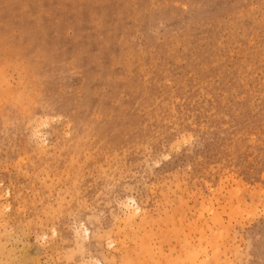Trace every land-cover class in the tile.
<instances>
[{
  "label": "rangeland",
  "instance_id": "374dc122",
  "mask_svg": "<svg viewBox=\"0 0 264 264\" xmlns=\"http://www.w3.org/2000/svg\"><path fill=\"white\" fill-rule=\"evenodd\" d=\"M0 264H264V0H0Z\"/></svg>",
  "mask_w": 264,
  "mask_h": 264
}]
</instances>
